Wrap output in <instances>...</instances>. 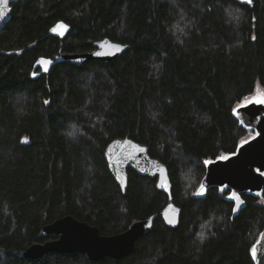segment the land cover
<instances>
[{"label": "trees", "instance_id": "obj_1", "mask_svg": "<svg viewBox=\"0 0 264 264\" xmlns=\"http://www.w3.org/2000/svg\"><path fill=\"white\" fill-rule=\"evenodd\" d=\"M71 27L58 39L50 30ZM128 46L111 63L55 65L34 78L41 57L82 54L98 41ZM264 89V0H18L0 32V264H256L264 194L198 190L206 161L235 154L253 130L234 110ZM47 101V103H45ZM132 139L165 164L180 224L161 213L169 198L157 177L129 169L123 193L106 150ZM102 235L157 215L154 228L122 259L21 253L65 217ZM203 234V239H201Z\"/></svg>", "mask_w": 264, "mask_h": 264}, {"label": "water", "instance_id": "obj_2", "mask_svg": "<svg viewBox=\"0 0 264 264\" xmlns=\"http://www.w3.org/2000/svg\"><path fill=\"white\" fill-rule=\"evenodd\" d=\"M17 1L8 0L5 7L3 0H0V13L3 14L0 16V32L10 22L12 4ZM231 1L240 5H253V0L251 3L247 0ZM60 23L67 25V30L63 35L52 31ZM52 29L50 30L51 36L64 40L71 27L65 22H59ZM116 46H119V51ZM127 49L126 45L104 39L96 42L94 49L87 53L61 54L54 59L41 57L35 65V70H40V72L33 76L38 78L40 75H46L55 65L63 62L76 67L92 61L111 63L121 57ZM42 59L51 61L47 65V71L44 70V65L38 63ZM243 105H245L243 108L240 106L236 108L239 110V115L235 113V116L244 128L254 130L256 136L241 143L235 154L225 156L227 159L219 158L210 164L207 163L206 175L201 184L205 189L204 194L211 188L230 189L231 193L236 192L244 202L235 211L236 215L246 206L243 194L247 193L255 198H260L264 194V175H262L264 173V104L245 102ZM105 159L112 177L123 193H126L128 189L129 169L142 177H157L158 189L169 198L168 205L161 213L162 219L168 228L176 229L179 226L182 210L173 203L169 171L165 164L150 156L147 147L132 139L116 140L109 144ZM200 189L201 186L198 193ZM157 218V215L150 216L133 223L123 233L105 236L96 226L68 215L41 230L42 237L54 236L55 240L44 244H34L21 253V257L27 260H40L47 254H83L92 262L103 261L107 258L119 261L134 252L137 241L153 230ZM171 219H175V223H169ZM254 247L257 250V255L253 258L255 263L264 264V231Z\"/></svg>", "mask_w": 264, "mask_h": 264}, {"label": "snow or ice", "instance_id": "obj_3", "mask_svg": "<svg viewBox=\"0 0 264 264\" xmlns=\"http://www.w3.org/2000/svg\"><path fill=\"white\" fill-rule=\"evenodd\" d=\"M7 2L8 0H3V3L5 5V7L7 6ZM248 3H251V0H247ZM3 14L0 13V16H2ZM67 30V25L63 24V23H60L58 24L55 28L52 29L53 32H58L60 35H63L64 32ZM117 47V50L119 51V46H116ZM99 55V53H97ZM38 63L44 65V70L47 71V65L51 63V61H48V60H41L39 61ZM33 75H36V73H33ZM45 103H47V101H45ZM247 103L251 104V103H256V104H264V96H261L259 98H257L255 101H252V100H249L247 101ZM245 105H240L241 108H243ZM234 112L239 115V110L238 109H235ZM140 151H144V149H140ZM221 159H227V157H221ZM205 163H212V161H206ZM262 175H264V173H262ZM226 187V186H225ZM204 186L201 185V189H200V192L197 193L198 195H203L204 194ZM221 191H224L223 188H221ZM230 199L235 201V207L233 208V211H237L240 207L241 204H243L244 202L240 199V197L236 194V192H232L231 193V196H230ZM169 223H175V219H171L169 220ZM203 234H201V239H203ZM251 252H252V256L253 258L256 257L257 255V250H256V247H253L251 249Z\"/></svg>", "mask_w": 264, "mask_h": 264}, {"label": "rangeland", "instance_id": "obj_4", "mask_svg": "<svg viewBox=\"0 0 264 264\" xmlns=\"http://www.w3.org/2000/svg\"><path fill=\"white\" fill-rule=\"evenodd\" d=\"M261 96H264V89L261 88V87H257V89H256V91H255V93H254V95L251 96V97H249V98L246 100V103H247V101H249V100H254V99H257V98H259V97H261ZM250 130H252V129H250ZM255 136H256V132L253 130V132H251V134H250V136H249V138H248L247 140H250V139L254 138ZM247 140H246V141H247ZM261 203L264 204V201H262Z\"/></svg>", "mask_w": 264, "mask_h": 264}, {"label": "bare ground", "instance_id": "obj_5", "mask_svg": "<svg viewBox=\"0 0 264 264\" xmlns=\"http://www.w3.org/2000/svg\"><path fill=\"white\" fill-rule=\"evenodd\" d=\"M118 59V58H117Z\"/></svg>", "mask_w": 264, "mask_h": 264}]
</instances>
